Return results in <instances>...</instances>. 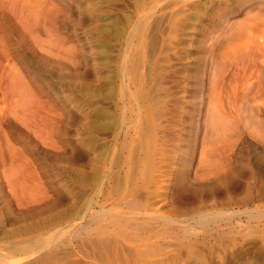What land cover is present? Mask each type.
<instances>
[{"label": "rangeland", "instance_id": "rangeland-1", "mask_svg": "<svg viewBox=\"0 0 264 264\" xmlns=\"http://www.w3.org/2000/svg\"><path fill=\"white\" fill-rule=\"evenodd\" d=\"M37 1L31 5L47 14L53 9L50 5L60 9L54 26L49 16L40 21L45 27L38 24L43 42L21 38L16 20L0 14V264H99L92 250L97 249L94 241L103 237L107 253L102 260L112 263L117 238V252L123 246L146 247L148 241H134L131 232L134 226L149 224L152 216H175L174 224L185 227L193 223L191 212L244 211L242 220L221 221L216 225L221 227L245 224L249 213L264 215V78L255 81L258 67L252 63L248 70L247 65L236 67L229 61L231 66L223 55L227 45L243 38L252 6L247 3L231 11L222 0H147L140 8L136 0ZM40 7L29 15L27 6L30 21ZM174 10L180 12L171 23L177 29L170 33L165 22L167 31L162 34L169 44L157 71L175 74L164 84L174 89L178 82L176 100L164 95L171 101V112L147 124L149 131L152 128V156L140 162L151 166L145 172L133 169L131 176L126 165L137 135L132 114L136 105L127 116L123 113L127 88L121 87L119 72L125 43L141 15L152 20ZM130 51L137 49L127 48ZM215 67L225 71L214 89ZM211 100L219 105L212 109L218 122L211 112L210 117L206 114ZM197 102L204 107L199 112ZM186 146L185 161L181 150ZM127 173L132 180L126 186L147 185L146 198H140L143 205L133 210L115 205L117 184L124 187ZM102 209L124 213L102 214ZM112 219L119 221L115 228L109 225ZM158 221L154 218L150 224L154 232L164 228ZM152 235L149 240L161 244L138 258L142 264H187L185 258L164 256L171 255L179 240L169 234L162 239ZM236 242L228 248L230 256L254 246L251 241ZM213 264H221L220 258Z\"/></svg>", "mask_w": 264, "mask_h": 264}, {"label": "bare ground", "instance_id": "bare-ground-1", "mask_svg": "<svg viewBox=\"0 0 264 264\" xmlns=\"http://www.w3.org/2000/svg\"><path fill=\"white\" fill-rule=\"evenodd\" d=\"M36 1L37 0H0V14L1 15L3 14V16L5 15L6 19L12 18V19L16 20V25L14 24V26H17V30H18V33L20 34L21 38H25V39L29 38V39H33L34 41L38 42L42 39L41 38L42 33H40L41 32L40 30H43V27L41 28V26H39L42 24V22L40 23V21H42V19L44 17L49 16L51 18L50 21L52 22V24L54 26L55 25L54 21L57 22V19H58L56 14H57V12H59L60 9L57 6L55 8V4L50 5L51 8H53V9L49 8L48 9L49 13L47 14L46 11H41L40 6H36V8H35V6H32L33 5L32 3H36ZM88 1H90V0H88ZM146 1L147 0H136V7L137 8L142 7L143 4H145V3L147 4ZM222 1L231 7V11H235V8L240 7L244 4H246V6L249 4L248 5L249 7H251V6L253 7V10L251 9V11H248L249 13L251 12L250 15L248 14L249 17L251 16L250 17L251 20L249 22L251 24H248L246 27L244 26L245 29H244V27L242 28V29H244V31L242 32L243 38L241 37L238 42L234 41L230 45H227V44H229V42L226 43V45L228 46V48L226 49L227 53L226 52L224 53V50H223V55L224 54L227 55V59H228L227 63L229 61L233 62L236 67H237V64L240 65L239 67H241V65L243 64V65L248 66L247 67V70H248L249 66H251L250 63H252V66L258 67V69H257L258 72L256 73L258 79H255V81H258V80L262 81V79L264 78V75H263L264 74V0H222ZM219 2H221V1H219ZM39 5H41V4H39ZM234 5H237V6H234ZM27 6L30 9L29 15H31V12L36 10L37 7L38 8L40 7V9H38L36 11L35 17H33L34 22L32 20L30 21L28 19L27 15H25L27 13V11H26ZM223 10H224V8H223ZM152 11H153V9H151V12ZM176 11H175V13L170 14L168 17L153 16L152 20H149L148 17L141 15L143 17L138 18L137 22L134 24V28L132 27L133 28V34L131 33L132 34L131 38H128V40L126 41V43H125L126 47H125L123 55H122L123 60H121V62H123V64H122L121 72H119L120 73L119 77L123 78L122 81H124V83H121L122 84L121 87L123 89L127 88L126 89L127 90L126 95L124 94V92L122 93V95L124 94L128 99L126 104H124L123 113L126 114V116H127L128 111H130L131 108L133 111V107L136 105V109L132 112V114L135 115V117L133 119H136V120H133V122L135 121L133 128H134L135 133L137 135L135 137H133V139H132V143L134 144L133 145L134 147L132 146L128 152L130 154V156H132V159H129L130 161L126 165L127 167H129L131 169L132 175L127 173L125 176H123V178L125 177L124 178L125 181H123L124 187H122L123 190L121 187H119V184H117L118 197L116 198L115 205L116 204L121 205V206H124V207L132 209V210L134 208H137L141 202H144L140 198H142L143 196H144L143 198H146L145 197L147 195L146 193H148L146 191L147 185H145V184H142V185L138 184L136 187H131L130 184H129L130 187L126 186L128 184V180L130 181V179H131V178H129L130 175L133 176V173H132L133 169H134V171L137 170L136 172H139L140 170L142 172H145L147 170V168L151 166V164H148V165L142 164V166L140 164L141 161H143V160L148 161L149 158L152 156L151 155L152 147H151V142H150V138H152V135H151L152 134V128H151V131H149V129H148L149 126L147 128V124H149L150 120H152V119L157 120V118L163 116V114L167 115L169 112H171V108H168L169 102H171V101L168 102L167 100H165L164 95L169 96V97L171 96L172 97L171 100H176L175 95H176V86H177L178 82L176 83V85H174V89L167 87L164 84V82L167 81V79L170 78V76L174 80L175 74L167 75L168 74L167 73V74L163 75L161 72L159 73L157 71L158 67L162 65V61L165 59L164 57L167 56V55L164 56L163 52L166 53V49L168 48V44H169L168 41H166L165 37H163V35H165L166 33L162 34V32L164 33L167 31L166 30L167 27H165V25H167V24H165V22L168 21V23H169V26L167 29L170 30V33L173 32L175 29H177V28H174L173 25L171 24L172 21H174L179 16L180 12H176ZM154 12H155L154 14L157 13V11H154ZM67 15H69V14H67ZM117 15H118V13H117ZM132 15L133 14H131V16ZM222 16H225V14ZM222 16L218 20H222ZM216 17H220V16H216ZM109 18L111 19V16ZM246 19H249V18L246 17ZM14 20H13V22H14ZM245 24H247V23H245ZM44 25H46V24H42V26H44ZM215 27H217V26L214 25L213 29ZM109 29H110V27H109ZM213 29H211L210 33H212ZM141 31H143V32L141 33ZM49 32H51V30ZM204 32H205V30H204ZM44 33H45V29H44ZM137 33H139V34H137ZM244 34H245V36H244ZM167 40H171V39L168 38ZM0 41L2 42L3 40H0ZM241 41H243V42L241 43ZM170 43H171V41H170ZM214 44H215V42L209 48L212 49ZM223 46H224V44H223ZM130 47H132V50L137 49V51L126 52L127 48L129 51ZM138 47H139V50H138ZM167 52H168V50H167ZM168 57H169V55H168ZM239 59H240V61H239ZM230 62H229V64H230ZM247 62H249V64H246ZM11 64H9V65H11ZM229 64L226 66H229ZM258 64H260L261 66ZM230 65L233 66L232 64H230ZM256 67H255V69H256ZM5 68H3V69H5ZM217 69H218L217 67L214 68L215 71L213 72V74L216 72ZM218 70H217V72L219 74L217 73V75H216V73H215V75H213V76H215V78L212 77L214 82L211 84H212V87H214V89L217 87L218 82H221L219 80L221 79V77H223L222 73L225 71L224 67H223V70H222V68L219 71ZM234 70L236 71V69H234ZM155 71H156V73H155ZM231 71L232 70H230V72ZM157 72L159 74H157ZM170 72H171V70H170ZM220 72H222V73L220 74ZM244 72L246 73V69ZM253 72H255V71H253ZM253 72H251L250 74H252ZM174 73H175V71H174ZM239 73H242V71ZM260 73H262L263 76H261ZM152 74H154V76ZM235 74H236V72H235ZM177 75L175 77H177ZM211 75L212 74H210V78H211ZM207 76H208V74H207ZM217 77H218V79H217ZM253 77L255 78V76H253ZM253 77H251V78H253ZM248 79H249V81L252 80L249 77L247 78V80ZM169 80L171 81V79H169ZM247 80H246V82H248ZM175 81H177L176 78H175ZM252 81H253V83H255L254 79ZM248 84H250V83H248ZM219 85H220V83H219ZM221 88L223 89L224 86ZM123 89H122V91H123ZM214 89H213V92H214ZM213 92L211 94H214ZM223 93H225V92H223ZM225 94H228V93H225ZM220 96H222V95H220ZM194 98H196V96ZM221 98L223 100V97H221ZM201 100H202V98H201ZM213 100H215V99H213ZM215 101L220 102V98H219V100H215ZM215 101H212V100L210 101L211 105L209 106V112L207 111L206 114L209 116L210 112H211V114L213 115L212 119L217 120L216 122H218V118H216V119L214 118V114H218V113H215L212 110V109L217 108V107L219 109V105H217V103ZM214 103H216V104H214ZM212 104H213V106H212ZM202 107H203V104L200 105V102H197L196 110L200 111V108H202ZM220 111L221 110H219V112ZM208 118L206 121H209ZM221 118L223 119L224 116L222 115ZM193 119L197 120V118H195V117H193ZM212 119H211V121H212ZM211 121H210V124H211ZM129 125H130V123H129ZM205 125H209V124H205ZM223 125H224V123H223ZM223 125H221V126L219 125V126L222 127ZM228 126H230V123ZM224 127H227V126H224ZM216 129L219 130L218 127ZM212 133H217V132L213 131ZM220 133L221 132H219V134ZM217 135H218V133H217ZM223 135H225V134H223ZM165 136H163V137H165ZM166 138H167V136H166ZM129 146H131V145H129ZM129 146H127V147L129 148ZM128 148H127V150H128ZM188 148L189 147L186 146L185 149L181 150L183 153V156H184V158L182 160L186 161L185 157H186ZM212 148H214V146H212ZM162 151H163V154L165 155V153H168V148H165ZM126 157H128V156H126ZM149 163H151V162L149 161ZM145 164H147V163L145 162ZM136 177H137V175H136ZM143 177H144V179H147V178H145V176H143ZM141 180H142V178H141ZM216 181L217 180H215V182ZM131 183H132V181H131ZM146 184H147V182H146ZM129 196H131V197H129ZM141 205H143V204L141 203ZM113 211H112V209H107V210L102 209L100 213H102V214L109 213V212L111 213ZM114 213H117L118 215L122 216L121 214H123L124 212H122V211H120V212L116 211L115 212L114 211ZM242 213L244 214V211H242ZM242 213H239V212L237 214H234V213L228 214L226 212L225 213H223V212L199 213L198 211H195V212L189 213V215H188V218L192 219L193 223L188 222L189 226H185V227L184 226H178V225L174 224L177 220L175 216L174 217L173 216H167V215H165V216L159 215V217L152 216L153 219L155 218V220L159 219V221L163 224V227H164L163 229H161V230L156 229L155 232H154V230L152 231V228H151L152 226H150V224L153 222V219H151L152 221L149 222V224L141 225V223H140L141 226H134V227H136L135 228L136 231L131 232L134 241H141L142 244H143V242L148 241L147 243H145L147 245L144 249L139 248V246H130V247L123 246V247H121L123 249V251L117 252L116 247L118 246V240H119L117 238L115 240L116 245L113 247V250H111L112 256L110 255V258L112 260V263L110 260L108 262H104L102 260V256L107 253V250L106 249L104 250V244H105L104 239H105V237H103L104 239H98V240L94 241V242H96L97 247L95 246V248H97V249L92 250V251L95 254V258H97V257L99 258L97 260V262H99V264H142L141 260H139L138 258H140V256H142L143 254L149 253L151 251L152 252L156 251L161 244V242H159V244H156V241H153V242L150 241L149 236H153L152 234H154V236H156L157 239H162L163 237H165L164 235L169 234V237L171 239H173L174 241L179 240L180 242L177 243L178 246L175 249L171 250V255L168 253H165L164 256L173 258L175 261H178V260L185 258L188 261L187 264H191V262L193 260L198 261L195 264H213L214 259L218 257V258H220L221 264H264V215L263 214L259 215V216L253 215L250 213L247 214L246 215L247 217L245 218V220H246L245 224L241 223V224H235L233 226L232 225L230 226L228 223V225L225 224L221 227H219L220 225L216 226L221 221H224V223H225V220L231 221V219H233V218L242 220V218L244 217V215ZM245 213H246V211H245ZM132 214H134V213H132ZM134 216H135V214H134ZM130 219H132L131 216H130ZM254 221L257 222L256 225L254 223H252ZM117 222H119V221L116 219H112L109 222V225L113 226L115 228ZM128 224H129V222H128ZM152 224H154V223H152ZM129 225H131V223ZM136 225H138V224H136ZM125 227H127V226H125ZM170 228H172L171 231L169 230ZM206 228H209L210 230H207ZM149 231H152V233ZM111 235H112L111 236L112 238L116 237V235L113 233ZM108 239H109V236H108ZM235 240H238V242L239 241H251V243H253L254 246L250 247L246 250H243V251H241L235 255L232 254V256H230L228 248L231 245H235V243H233V241H235ZM157 241H159V240H157ZM258 241H263V243L261 245L255 244L256 242L258 243ZM238 242H236V244ZM168 244L166 245V243H164L163 246H165V245L168 246ZM171 244L173 245V243H171ZM172 245H170L169 247H171ZM50 253H52V252H50ZM3 258H5V257H3ZM136 261L140 262V263H137ZM146 264H148V263H146ZM151 264H155V263L152 262Z\"/></svg>", "mask_w": 264, "mask_h": 264}]
</instances>
